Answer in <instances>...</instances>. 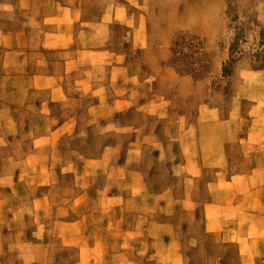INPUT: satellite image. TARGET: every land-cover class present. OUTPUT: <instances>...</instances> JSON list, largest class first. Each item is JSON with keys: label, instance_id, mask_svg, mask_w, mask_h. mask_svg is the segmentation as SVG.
Instances as JSON below:
<instances>
[{"label": "rangeland", "instance_id": "374dc122", "mask_svg": "<svg viewBox=\"0 0 264 264\" xmlns=\"http://www.w3.org/2000/svg\"><path fill=\"white\" fill-rule=\"evenodd\" d=\"M127 1V11L107 15L102 28L93 27L90 11L91 21L79 22L85 27L56 29L37 21L32 8L40 3L0 0V228L7 244H57L37 236L41 222L52 228L49 206L29 196L49 199L47 178L39 187L12 181L20 167L49 170V154L38 163L24 154L49 151V139H33L49 130L50 117L59 134L52 163L81 171L93 192L111 189L129 200L121 210L129 223L109 229L104 255L88 264H264V236H235L248 223L242 198L212 223L218 231L206 228L200 204L217 193L223 161L231 176L238 173L239 161L252 158L253 140L264 136V0ZM52 47L66 51L49 55ZM49 68H68L69 90L50 107L47 89L32 91L47 82L21 77ZM63 178L71 186L73 175ZM62 191L74 192L51 194ZM137 213L145 215L143 234L135 230L126 248L121 233ZM73 250L64 259L77 264Z\"/></svg>", "mask_w": 264, "mask_h": 264}, {"label": "crops", "instance_id": "0c3cea01", "mask_svg": "<svg viewBox=\"0 0 264 264\" xmlns=\"http://www.w3.org/2000/svg\"><path fill=\"white\" fill-rule=\"evenodd\" d=\"M25 1L27 0H23V6ZM29 1L33 3L34 6L40 3L38 11V8H32L34 13L40 14L36 16L37 21L49 23V28L56 29H81L85 27V23L79 22H90L91 17L86 15L90 11L93 14L92 22H95L93 27L102 28V23H104L108 16L112 19H118V15L125 13V11H127L125 8L128 6L127 0ZM64 39H66V37ZM50 41L51 39L49 38V43ZM65 42L66 41L63 42L62 40L56 41L59 45ZM62 51L66 50L52 47L49 49V55L53 53L58 55ZM64 59H61V63L64 61L66 62V59ZM66 73H68V68L65 74L62 72L59 73V71L54 68H49V73H43V71L31 73L23 72L21 73V77H30L38 79V81L47 82L44 86L36 84L32 91L39 92L41 88L47 89L49 92L50 107L53 103L61 102L66 98V94L69 91L65 84V79H63H67ZM260 105L262 106L264 104L260 103ZM19 123L22 122L19 121ZM55 124V120L49 117V130L39 136L36 135L33 139L37 140L38 137L49 139V145L52 144V146L49 148L48 152L44 151L42 148H38L35 152L24 154L34 159L37 163L41 161L44 155L49 154V170L44 172V170H38L37 168L25 170L20 167L19 170H15L13 173L14 177L12 181L15 184L16 182L25 183L27 187H32V185L39 187L42 185L41 181L47 178V181H49V199L48 196H29H31V202L33 204L38 206L44 205L45 210L46 206H49V226L52 225V228L48 230L44 222H41L40 225L42 226H39L35 230L37 236H39L40 239H50V237H52L56 240L57 244L44 246L34 243L29 244L18 240L13 241L11 239L8 244H13L8 245L5 235L3 236L2 233L3 228H0V256L3 257L0 264H70L69 261H65L64 258L68 257L73 249L76 254L77 264H88L93 260L97 261V259H101L104 255L103 246L100 244L102 243L101 237H103L109 229L114 227L120 229L121 225L129 223V217L121 213L122 206L129 202V200H124L122 194L116 191L114 192V190L112 191L111 189L93 192L82 185L83 180H79L78 174H81V171H78V169L67 170L63 166L58 167L52 163L51 158L58 156L55 142L59 140V134L54 128ZM253 142L255 146L252 152V158H249L247 155L243 160L239 161L241 166L238 173L231 176L229 174L230 166L228 160L227 163L223 161V173L218 183L217 193H212L211 196L206 197L200 202L205 213L201 219L206 223L205 226L209 232H211L209 223L212 224L215 221H223V215H225L226 210L231 206L238 205L239 199L242 198L245 210L243 214H241V219L248 223L245 226H241L239 230H236L237 232H234L235 236L239 238L248 235V237L252 239L264 236V231L262 230L264 228V136L263 138L254 139ZM203 157L200 162L206 167L208 159L205 158L204 161ZM42 161L44 162V160ZM224 169H226L227 172L224 171ZM30 173H32L34 177L32 178V182L24 178L25 174ZM46 174L48 175L44 176ZM71 174L73 175V183H71L70 186L65 183L63 177ZM34 179L38 180L35 182ZM57 188H61L62 190H67L69 188L74 190V192L70 193L71 190L68 192L62 191V194L58 196V198H54L51 192ZM76 188L79 189L78 192H75ZM0 202L4 203L3 199L0 198ZM17 203L21 204L22 202L19 199ZM58 208L64 209L66 214L58 217ZM67 214L70 215L69 218ZM131 221L134 223L133 228H131L130 225H124L121 233V237H125V239L121 240V244H124L123 246L126 248L131 246L132 242L130 237L136 235L135 230L141 232L137 233V235L143 234L145 215L143 213H137L131 217ZM57 225L61 226L59 230L55 228ZM62 225L67 226L68 230L63 229ZM212 226L214 231L219 230L214 229V224H212ZM11 236H14L12 238H17L13 234ZM68 237L75 239L77 243L70 247V245L67 244ZM90 238H94V240L91 241ZM57 253H66V255L55 259L54 255H57Z\"/></svg>", "mask_w": 264, "mask_h": 264}]
</instances>
